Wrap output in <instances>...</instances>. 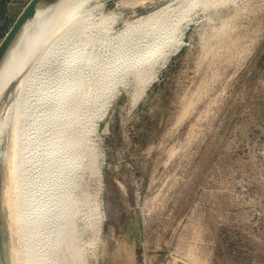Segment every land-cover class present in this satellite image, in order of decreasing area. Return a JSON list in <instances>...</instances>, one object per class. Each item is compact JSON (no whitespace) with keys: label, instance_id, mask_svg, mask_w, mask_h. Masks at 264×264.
<instances>
[{"label":"rangeland","instance_id":"374dc122","mask_svg":"<svg viewBox=\"0 0 264 264\" xmlns=\"http://www.w3.org/2000/svg\"><path fill=\"white\" fill-rule=\"evenodd\" d=\"M169 1L106 0L94 17L117 13L121 30ZM188 20L156 81L124 77L84 135L53 264H264V0H205ZM45 92L25 96L40 117L20 124L16 103L6 123L0 264L9 170L19 147L39 153Z\"/></svg>","mask_w":264,"mask_h":264},{"label":"bare ground","instance_id":"6f19581e","mask_svg":"<svg viewBox=\"0 0 264 264\" xmlns=\"http://www.w3.org/2000/svg\"><path fill=\"white\" fill-rule=\"evenodd\" d=\"M105 1L56 0L39 10L0 67V99L16 82L0 113V157L13 106L18 103L20 124L40 117L25 96L28 89L46 88L40 100L46 110L39 153L28 162L17 146L6 207L1 202L10 264H53V239L76 215L70 193L84 135L93 131L120 80L132 74L140 83L148 75L156 81L185 43L188 26L183 24L189 14L205 0H170L121 30L117 13L94 17ZM48 75H53L52 86L46 83Z\"/></svg>","mask_w":264,"mask_h":264},{"label":"water","instance_id":"95a60500","mask_svg":"<svg viewBox=\"0 0 264 264\" xmlns=\"http://www.w3.org/2000/svg\"><path fill=\"white\" fill-rule=\"evenodd\" d=\"M56 0H31L20 14L16 22L14 23L7 36L0 44V67L10 51L14 48L25 26L35 19L37 13L41 9H45L53 4ZM16 82L11 83L5 90L0 99V106L8 98Z\"/></svg>","mask_w":264,"mask_h":264},{"label":"crops","instance_id":"0c3cea01","mask_svg":"<svg viewBox=\"0 0 264 264\" xmlns=\"http://www.w3.org/2000/svg\"><path fill=\"white\" fill-rule=\"evenodd\" d=\"M31 0H0V44Z\"/></svg>","mask_w":264,"mask_h":264}]
</instances>
